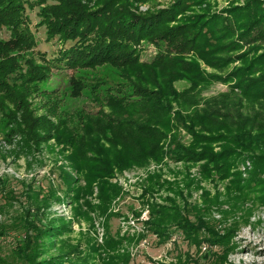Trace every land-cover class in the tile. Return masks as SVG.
<instances>
[{
  "label": "trees",
  "instance_id": "1",
  "mask_svg": "<svg viewBox=\"0 0 264 264\" xmlns=\"http://www.w3.org/2000/svg\"><path fill=\"white\" fill-rule=\"evenodd\" d=\"M148 1L0 0V28H7L10 32L8 40L0 39L1 121L6 128L17 125L12 126L9 136L27 134L32 139L48 141L53 136L49 133L53 131L59 143L73 147V164L85 175L88 190L97 184L103 213L119 192L108 181L115 166L124 168L129 163L142 165L150 160L160 161L169 153L177 162L203 164L205 179H211L214 174L220 180L234 177L232 184L239 194L245 188L241 185L237 160L247 158L254 166L255 176L251 182L260 181L264 185L261 178L264 174V48L261 45L264 44V9L261 2L256 0L244 7L227 10L228 16L201 14L172 26L188 9L207 0H176L169 9L147 15L134 11L136 5ZM35 8L40 19L38 26L45 27L47 40L57 38L63 45L52 61L44 55L43 65H39L34 57L22 56L23 52L33 51L38 46L27 15V9ZM68 43L71 45L65 47ZM142 43L156 46L158 52L151 61L142 60ZM193 52L211 68L226 74L206 75L196 62L186 58ZM237 62L239 66L235 67ZM104 66L116 69L126 80L112 85L101 77L94 87L93 93L97 96L104 94L103 105L116 116L101 112L88 118L78 143L72 136L69 138L63 124L54 125L46 117L32 116L27 103L32 93L30 88L51 75L53 68L94 70ZM149 70L171 71L170 80L186 78L193 90L215 81L229 85V91L206 102L203 111L190 116L175 114L177 123L193 133L194 141L189 146L173 139L167 153L163 148L164 140L176 127L172 123L171 103L180 101L185 94L180 95L171 89L165 91L155 81L150 83L152 89L127 81L132 76L141 79L143 72ZM170 82L167 89L171 87ZM71 83L73 94L80 95L84 89L82 81L72 78ZM237 96L251 105H259L260 111L236 116L230 105ZM192 101L191 104L197 102ZM187 120L190 125L186 124ZM195 125H200L204 132H193ZM37 129L48 133L41 137L35 134ZM217 144H220L221 151L215 153L213 146ZM62 176L70 184L68 189L74 193L75 201L79 200L84 191L72 187L77 182L69 174L62 172ZM9 183L8 179L3 186L7 191H2L1 198L7 202L0 205V213L17 197L14 190H8ZM21 185L30 208L11 225L0 228L9 234L13 227H19L16 229H22L26 234V239L18 244L14 253L13 264H92L89 257L68 260L67 253L43 259L50 254L44 249L53 247L55 241L70 229L63 219L42 227L31 214L32 208L39 213L41 208L48 207L49 200L56 193L52 184L47 189L39 186V190L35 189V182L29 186L22 182ZM42 194L45 196L40 199ZM169 203V206L152 208L151 220L146 222L148 234L157 238L159 243L167 242L176 233L184 235L189 246L209 242L221 249L211 254L214 260L209 264H224L235 250L231 245L234 230L219 235L204 215L196 214L192 221L190 213L193 209H182L174 199H169ZM121 243L122 239H115L109 233L102 247L88 241L93 252L109 253L104 264H130L127 256L117 253Z\"/></svg>",
  "mask_w": 264,
  "mask_h": 264
},
{
  "label": "rangeland",
  "instance_id": "2",
  "mask_svg": "<svg viewBox=\"0 0 264 264\" xmlns=\"http://www.w3.org/2000/svg\"><path fill=\"white\" fill-rule=\"evenodd\" d=\"M175 1L149 0L147 3L136 5L134 11L139 15H147L169 9ZM255 1L207 0L188 9L172 26L180 25L184 19L201 14L228 16L227 10L244 7L249 2ZM259 1L264 9V0ZM27 15L38 46L33 51L23 52L22 56L34 57L39 65H43L42 57L45 55L49 61H52L63 45L57 38L47 40L45 27L38 26L40 19L37 8L27 9ZM9 38V30L0 28V39ZM70 45L68 43L65 47ZM261 45L264 48V44ZM140 50L143 61H151L158 52L156 46L150 43H142ZM186 58L190 62H196L206 75L226 74L211 68L195 52L186 55ZM234 66H239V62ZM171 73V71L149 70L143 72L141 79L132 76L127 80L150 89L153 88L150 83L155 81L165 91L169 92L171 89L180 95L185 94L180 101L175 100L171 103L172 123L176 127L163 142L165 153L171 149L170 144L173 139L185 146H189L194 141L193 133L177 123L175 117L177 112L183 116H190L196 111H203L206 109V102L229 91V85L219 81L200 85L193 90L191 82L186 78L170 80ZM101 77L106 78L112 85L126 81L110 66L94 70L53 68L51 75L30 88L32 93L29 94L27 103L32 116L46 117L54 125L63 124L64 131L70 135L69 138L72 136L78 143L84 134V122L88 118H93L101 112L111 117L116 116L109 107L103 105L104 94L97 96L93 93L97 79ZM72 78L81 80L84 85L80 95L73 94ZM169 81L171 87L167 89ZM192 99L197 102L191 104ZM230 106L236 116L238 113L246 116L252 114L254 110L260 111L259 105H251L239 96L233 97ZM1 118L0 112V205L7 202L1 198V193L5 190L3 186L8 179L10 180L8 190H14L17 197L5 206L4 212L0 213V228L5 224L11 225L30 208L23 195L24 187L22 188L21 183L29 186L35 182L36 190H39V186L47 189L52 184L56 193L55 197L49 200L47 208H41L39 213L32 208V216L42 227H46L56 219H63L70 229L69 233L55 241L53 247L44 249L50 254H46L43 259L48 260L67 253L68 260L89 257L92 264H104L109 258V253L93 252L88 241L91 240L93 245L102 247L109 233L115 239H122L117 253L127 256L130 264L211 263L214 260L211 254L221 251L218 246H213L209 242H203L199 246H189L181 233H176L165 243H159L157 238L148 234L146 222L151 220L152 208L169 206V199H174L182 209H193V213H190L192 221L197 215H204V219L212 223L217 234L225 235L229 230H234L231 245L235 246V250L228 255L224 264H264V185L260 181V184L251 182L255 176L254 166L247 158L237 160L241 185L245 188L242 194L237 193L232 184L234 177L220 180L214 174L211 179H205L201 168L203 164L177 162L171 157V153L160 161L150 160L142 165L129 163L124 168L115 166L108 181L116 186L119 192L112 197L103 213L100 210L101 200L97 184H93L88 190L85 175L77 171L73 164L71 157L73 147L59 143L53 131L49 133L53 136L48 141L32 139L27 134L9 136L13 125L6 128ZM186 124L191 123L187 120ZM193 132L204 131L200 125H195ZM47 133L43 129L35 130V134L41 137ZM220 147V144L214 145L213 151L220 152ZM247 155L246 153L245 156ZM62 172L69 174L77 182L72 187L84 191L79 200L75 201L73 198L74 193L68 189L70 184L65 181ZM261 178L264 179V174ZM44 196L42 194L40 199ZM16 228L19 227H13L14 230L9 234L0 229V264H13V256L17 252L18 244L26 239L24 231ZM110 254L112 255L113 252Z\"/></svg>",
  "mask_w": 264,
  "mask_h": 264
}]
</instances>
